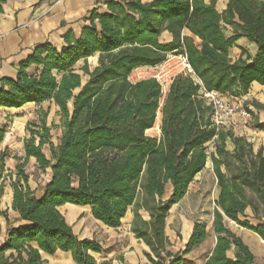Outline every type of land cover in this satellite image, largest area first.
Listing matches in <instances>:
<instances>
[{
    "label": "trees",
    "instance_id": "trees-1",
    "mask_svg": "<svg viewBox=\"0 0 264 264\" xmlns=\"http://www.w3.org/2000/svg\"><path fill=\"white\" fill-rule=\"evenodd\" d=\"M5 1L0 0V14ZM216 2L108 0V13L92 12L78 38L64 36V49L40 45L19 65L14 80L0 81V108L52 102L62 130L54 145L43 118L27 126L25 159L0 181V200L8 182L11 209L21 221L8 229L0 264H43L41 253L57 251L69 253L74 264H95L91 254H101L102 246L73 233L59 210L65 205L87 208L109 229L119 228L131 210L130 232L149 249L148 262L183 264L209 234L194 223L183 250L172 254L165 221L208 161L219 195L212 213L214 246L205 264H254L253 254L228 224L264 241V149L254 152L232 130L216 131L205 95L240 98L252 83L264 85V0H227L221 13ZM163 32L169 42H161ZM241 38L255 45L256 54L241 49L232 60L229 49ZM94 54L99 55L97 66L90 70L87 59ZM169 55L183 56L190 71L176 75L164 96L154 78L129 81L135 69L159 66ZM79 61L84 63L76 71ZM30 65L37 67L32 76L25 72ZM157 113L159 136L149 137L145 133ZM252 128L264 132V123L255 121ZM6 157L0 153V179ZM29 158L39 171H50L40 195L28 185L24 168ZM139 211L148 214V222ZM0 218L8 224L6 211L0 209Z\"/></svg>",
    "mask_w": 264,
    "mask_h": 264
},
{
    "label": "crops",
    "instance_id": "crops-1",
    "mask_svg": "<svg viewBox=\"0 0 264 264\" xmlns=\"http://www.w3.org/2000/svg\"><path fill=\"white\" fill-rule=\"evenodd\" d=\"M107 1L108 0H6L2 6V13L0 14V81L2 79L14 80L17 76L19 65L27 62L32 56L34 49L40 45L49 44L54 50L60 52L66 47L63 39L64 36L70 34L73 35L74 38H78L82 28L89 26L88 19L92 12H96L98 15L108 13L105 5ZM150 1L151 0H141L142 3H149ZM205 1L206 3L208 2V0ZM226 3L227 0H217L215 9L218 13L225 10ZM225 35L230 37L232 34L230 30H227ZM160 40L161 42H169L171 37L167 32H163ZM234 45L233 48L229 49V57L232 60L240 56L241 49L247 51L251 57H254L256 54L257 49L255 45L249 43L244 38L238 39ZM98 56V54L92 56L95 57L96 62L92 68H90L88 64V61L92 59V57L87 59L90 70L97 66ZM173 58H181V56H173ZM79 63L81 64L78 70L84 62L79 61L76 65ZM76 65L73 68L74 70ZM147 68L153 67H142L134 71ZM36 70L37 67L35 65H30L25 72L28 76H32L35 74ZM240 98L243 101L244 108L250 114L248 121L252 119L253 123L255 121L264 123V85L252 83L248 92ZM35 106L39 105L26 104L19 109L0 108V131L4 132L0 143V153L6 152L7 154L4 162V173L0 181L6 174L14 173L16 165L20 164L25 159L23 144L26 139V127L27 124L31 123V120L34 119L31 118L32 114L28 109ZM157 123H159V120H157ZM148 131L149 130L146 131V135ZM233 132L235 131L233 130ZM255 132L264 137V132L257 130H255ZM233 148V145L227 142L226 149L232 151ZM27 164H31L32 168L36 165L33 158H29ZM206 168L208 167L205 166V169ZM210 169L213 173L212 166ZM45 173L47 180L39 187L29 176L28 185L30 189L35 190L38 195L42 194L45 184L50 179V171L46 170ZM188 195L189 191L187 190L185 196L171 207L166 218L164 233L170 242L168 251L172 254H176L183 250L184 245L190 237L193 224L196 222L201 223L205 226L209 237H207L202 245L193 249L184 257L183 264H205L206 257L211 252L215 241V237L211 231L213 211L211 213V218L206 223L201 222L198 218L194 219L191 215L192 211L182 209V203H184ZM218 195L219 190H216L217 198ZM11 201L12 190L9 183L6 182L4 194L0 200V209L1 211L7 212L8 224L4 218H0V246L7 237L8 229L17 227L21 224L18 214L11 209ZM85 209L87 208L65 205L59 210L64 216L66 223L72 228L73 233L80 240L94 239L102 246L103 251L101 254H91L95 260V264H103L105 262L109 264H150L145 257V253H149V249L141 240L135 239L130 232L133 220L131 210L126 214L125 218L122 220V225L117 229H109L101 223L96 222L100 225L98 227L100 235H96L89 227H84V224L77 219L79 213ZM65 210L67 211L66 214L62 212ZM245 214L249 219L252 217L250 209H247ZM139 215L143 221L148 222L149 217L145 211H139ZM252 223L253 222H251V224ZM174 224L176 225L175 229L177 232L173 229ZM231 224L235 229H232L230 226H228V228L249 248L254 256V264H264V241L251 231L240 228L233 223ZM10 253L11 252H7L6 255ZM41 259L44 262L43 264H74L69 253L60 251H57L53 256L41 253Z\"/></svg>",
    "mask_w": 264,
    "mask_h": 264
},
{
    "label": "rangeland",
    "instance_id": "rangeland-1",
    "mask_svg": "<svg viewBox=\"0 0 264 264\" xmlns=\"http://www.w3.org/2000/svg\"><path fill=\"white\" fill-rule=\"evenodd\" d=\"M88 62L90 68H92L96 63L95 57H92V59H90ZM80 64L81 63L76 65V71H78ZM185 73H188V71L186 68H184L181 59L173 58V56L169 55L166 62L157 67L139 69L132 72V74L129 76V80L131 82H136L143 79L154 78L160 83L162 94L164 96L167 92V88L171 80L176 75ZM83 81H85V78L83 79ZM162 101L163 97L160 101V106L162 104ZM28 111H30V113L32 114L31 118H34L33 120H31V123L27 124L28 128H31L35 124H39L40 119L43 118L45 120L46 126L50 129L51 142L54 145H57L62 130L59 128L60 121L57 115V108L54 106V104L48 101L40 104L39 106L28 109ZM159 119L160 114L158 113L155 119L156 125L154 124L153 128L147 132V136L154 138H157L159 136V124L157 123V120ZM248 120L249 119L245 120L246 122L241 121L239 123V126L236 129H233L235 132H233V130L232 132L235 136H241L245 138L247 142L251 143L254 152L258 151L261 148L264 149V137L255 132V130L252 128V119L250 121ZM249 129H252V132ZM25 135L26 138L29 137L27 132H25ZM210 148L211 145H209V149ZM44 153L47 156L49 155L47 149L44 150ZM206 166L208 168L204 169L202 173H200L190 184L188 188L189 195L184 203H182L183 210L192 211L191 215L194 217V219L198 218V220L203 223H206L211 218V213L215 208V202L217 199L216 190H218L216 186L215 176L210 169L211 163L208 161ZM24 171L30 176L32 181L38 184V187L47 180L46 173L39 171L36 168V165L32 168L31 164H26ZM62 212L64 214L67 213L66 210ZM77 219L79 222H82L84 224V227H89L93 233H95L96 235H100V233L98 232V227L100 225L92 219L88 209L81 211ZM252 225H254V223H252ZM173 226V229L176 231V225L174 224ZM228 226H230L232 229H235V227L231 223H229Z\"/></svg>",
    "mask_w": 264,
    "mask_h": 264
},
{
    "label": "built area",
    "instance_id": "built-area-1",
    "mask_svg": "<svg viewBox=\"0 0 264 264\" xmlns=\"http://www.w3.org/2000/svg\"><path fill=\"white\" fill-rule=\"evenodd\" d=\"M180 59L184 68L189 72L190 69L186 59L183 56ZM205 97L213 106V124L216 131L236 129L241 121L250 118V114L244 108L241 98L222 97L216 93H207Z\"/></svg>",
    "mask_w": 264,
    "mask_h": 264
}]
</instances>
